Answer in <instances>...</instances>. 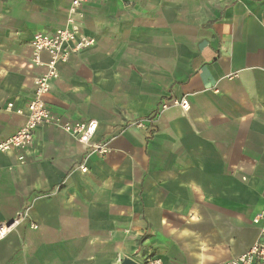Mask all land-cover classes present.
<instances>
[{
	"label": "crops",
	"instance_id": "crops-1",
	"mask_svg": "<svg viewBox=\"0 0 264 264\" xmlns=\"http://www.w3.org/2000/svg\"><path fill=\"white\" fill-rule=\"evenodd\" d=\"M70 3L0 0L1 137L24 126L17 110L46 71L34 35L65 27ZM82 11L96 44L59 63L45 100L64 120L97 121L93 141L111 152L90 155L47 124L27 150L0 154V223L27 213L0 241V264H221L248 252L264 209V0H94ZM184 97L187 112L130 125Z\"/></svg>",
	"mask_w": 264,
	"mask_h": 264
},
{
	"label": "built area",
	"instance_id": "built-area-1",
	"mask_svg": "<svg viewBox=\"0 0 264 264\" xmlns=\"http://www.w3.org/2000/svg\"><path fill=\"white\" fill-rule=\"evenodd\" d=\"M94 0H71L68 9L66 25L56 30L53 34L36 33L31 41L33 49V63L46 68V71L34 79V97L28 103L25 110H17L18 114L26 115V122L15 134L8 138L0 136V154H6L13 150H27L35 141L36 132L44 125L63 131L85 146L90 155L95 154L105 157L111 149L107 143L94 142L98 123L95 120L86 122H71L64 120L53 113L49 108L45 95L51 90L52 84L60 76L58 65L65 63L72 55H78L95 46L96 40L82 33L83 7ZM48 55V61L43 62L42 54ZM14 105H8L13 109ZM171 108H180L182 111L189 110V100L182 99L165 100L161 103L158 111L146 119H140L130 123L131 126L146 128L152 126L166 111ZM22 159V158H20ZM83 173L87 172L84 166L80 167ZM27 218L25 211L19 212L16 217L9 222L0 223V241L5 239L20 223ZM253 224L260 229L259 240L251 249L240 257L221 264H264V209L253 219ZM37 228L36 225H31ZM150 264H163L160 260H153Z\"/></svg>",
	"mask_w": 264,
	"mask_h": 264
},
{
	"label": "water",
	"instance_id": "water-1",
	"mask_svg": "<svg viewBox=\"0 0 264 264\" xmlns=\"http://www.w3.org/2000/svg\"><path fill=\"white\" fill-rule=\"evenodd\" d=\"M121 264H139V263L135 262V261H134L133 259H131V258H126V259H124V260L122 261Z\"/></svg>",
	"mask_w": 264,
	"mask_h": 264
}]
</instances>
